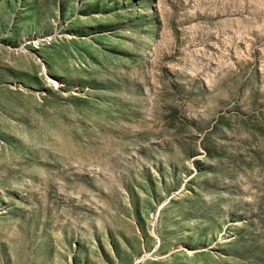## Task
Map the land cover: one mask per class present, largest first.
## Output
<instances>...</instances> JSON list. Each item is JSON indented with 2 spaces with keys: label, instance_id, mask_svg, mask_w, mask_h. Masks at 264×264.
<instances>
[{
  "label": "rangeland",
  "instance_id": "obj_1",
  "mask_svg": "<svg viewBox=\"0 0 264 264\" xmlns=\"http://www.w3.org/2000/svg\"><path fill=\"white\" fill-rule=\"evenodd\" d=\"M0 264H264V0H0Z\"/></svg>",
  "mask_w": 264,
  "mask_h": 264
}]
</instances>
